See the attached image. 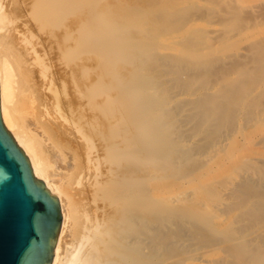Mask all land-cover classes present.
<instances>
[{
    "label": "bare ground",
    "instance_id": "6f19581e",
    "mask_svg": "<svg viewBox=\"0 0 264 264\" xmlns=\"http://www.w3.org/2000/svg\"><path fill=\"white\" fill-rule=\"evenodd\" d=\"M0 63L50 264H264V0H0Z\"/></svg>",
    "mask_w": 264,
    "mask_h": 264
},
{
    "label": "water",
    "instance_id": "95a60500",
    "mask_svg": "<svg viewBox=\"0 0 264 264\" xmlns=\"http://www.w3.org/2000/svg\"><path fill=\"white\" fill-rule=\"evenodd\" d=\"M61 222L57 198L34 177L28 155L0 112V264H50Z\"/></svg>",
    "mask_w": 264,
    "mask_h": 264
}]
</instances>
